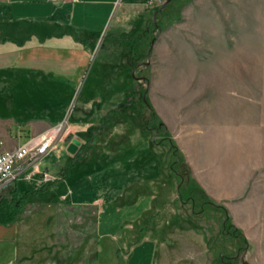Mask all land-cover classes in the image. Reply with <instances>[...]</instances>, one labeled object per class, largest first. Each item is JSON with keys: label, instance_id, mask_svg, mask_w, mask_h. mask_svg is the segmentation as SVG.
<instances>
[{"label": "rangeland", "instance_id": "obj_1", "mask_svg": "<svg viewBox=\"0 0 264 264\" xmlns=\"http://www.w3.org/2000/svg\"><path fill=\"white\" fill-rule=\"evenodd\" d=\"M146 4L152 18L163 9L138 27L148 42H117L104 30L88 54L74 50L73 59L43 62L38 84L26 83L23 92L0 87V114L8 111L23 123L39 113L63 120L50 128L52 134L64 127L54 152L40 161L43 169L62 176L78 134L93 152L85 169L107 172H101L107 181L97 176L99 185L73 194L68 184L54 188L60 178L11 182L0 198L15 184L34 191L49 185L29 196L17 220L0 225V232L52 206L61 212L52 219L55 228L32 231L25 240L37 244L35 255L46 263L129 264L130 247L147 234L157 239L152 264H264V0ZM109 77H116L110 85ZM94 96L100 108L89 112L86 131L74 133L69 124L84 123L80 106ZM13 132L20 135L16 127ZM195 139L211 144L217 159L211 154L205 165L227 185H214L211 173L204 178L209 186L194 176L181 145L195 158ZM224 152L229 158L216 165ZM121 163L123 171H116ZM63 192L69 199L61 205ZM73 199L88 204L74 205L70 214ZM94 199H102L103 213L91 205ZM24 235L0 238V264H21Z\"/></svg>", "mask_w": 264, "mask_h": 264}, {"label": "crops", "instance_id": "obj_2", "mask_svg": "<svg viewBox=\"0 0 264 264\" xmlns=\"http://www.w3.org/2000/svg\"><path fill=\"white\" fill-rule=\"evenodd\" d=\"M161 10V14H163V9L161 8ZM152 16H154L152 9L147 7L146 0H0V87L12 86V91H17L18 89L23 92L26 83H31L32 85L38 84L41 78V64L43 62H57L58 58H60L59 60L63 59V57L67 59L69 56L73 59L72 52L74 50L80 51L81 54L84 52L88 54L91 45L98 42L97 39L102 35L104 30L112 32L117 37L116 39L119 40L117 42L126 41L130 43L131 41H135L136 43H146L149 41L148 36L143 35L138 27H146L149 21L155 19ZM127 26L131 28H127ZM124 38L129 39L126 40ZM59 50L65 51V53L58 55ZM121 51L123 52L124 50ZM115 80L116 77H109V85ZM70 90L72 92V89ZM103 90L113 89L106 87ZM9 96L11 97V95ZM98 101L99 99L94 96L83 102L84 105L80 106L81 114L79 120H82L84 123L76 127L69 124L71 131L74 133L86 131L90 125L88 124L90 123L88 114L93 111L94 107L100 108ZM6 105L9 109L11 104L9 102V105L8 103ZM41 115V113L34 115L33 118L23 123L14 119L15 116L9 114L8 111L0 114V131H3L6 136L4 138L0 135V148L15 149L30 140L39 142L43 136L51 132L50 128L53 125L60 124L63 121L58 119L59 115L53 118L49 116L42 117ZM15 127L20 135L13 136L15 134L13 132ZM74 137L81 142V145L74 155L67 157V165L72 163L73 166L65 174L64 170L62 176L53 175L56 178L54 181H58L60 178V181L57 182L54 188L59 191L61 187L68 184L66 185V189L69 188L71 194L75 192L73 188L79 190L86 189L85 187L92 186L96 182L99 185L100 180L96 178L97 176L107 181L104 178L107 172H104L99 166L94 165V169L89 171L85 169V166L82 164L90 160L93 152L89 151L78 134H74ZM208 146L210 148L211 144L208 142L203 144L198 139H195V158H193L186 147L181 145V148H183V151L190 160L194 176L202 185L209 186L213 184V182L204 181L205 176H210V173L213 175V180H215L214 185H224L225 182L222 183V181L220 182L221 179H218L221 177L218 171H212L211 167L208 168L205 165L210 160L211 154H213L212 156H216L215 159H217V155L209 150ZM55 148L44 157L52 154ZM225 152L221 153V157L218 155L219 159L216 161V165L220 163L224 164L227 161L229 157L226 154L227 152ZM73 157L76 159L72 160ZM114 169L116 171H123V163L114 165ZM132 170L133 168L131 169V174ZM66 193L63 192L59 196V204L64 205L61 200L67 198V196L69 199V195ZM84 200L73 199L70 201V207L66 206V209H71V207L77 204H88ZM93 204L99 207V210H97L98 214L100 212L103 213L104 203L102 199H94L91 205ZM70 211L68 213L73 214L72 209ZM59 214L61 212L58 208L55 209L52 206L45 207L33 218H28L26 223H15L12 229L3 227V231L1 230L3 235L0 232V238L8 235L9 238L14 236L12 238L15 239L23 231L25 234L24 241L19 246V252L22 256L21 264H55V262L52 263V260L46 263L41 257H36L37 244L28 246L25 240L32 231L34 236L37 234L42 235L44 231L50 234L48 232L52 228H55L54 225H56V223L52 224V219L57 220ZM99 236H102V234L99 233ZM97 242L99 244V238ZM156 244L157 239H153L147 234L143 235L140 241L130 247L131 253L127 255L129 264H152ZM101 249L99 246L97 256H99ZM116 251L119 252V248Z\"/></svg>", "mask_w": 264, "mask_h": 264}, {"label": "built area", "instance_id": "obj_3", "mask_svg": "<svg viewBox=\"0 0 264 264\" xmlns=\"http://www.w3.org/2000/svg\"><path fill=\"white\" fill-rule=\"evenodd\" d=\"M63 128L58 126L39 142L30 140L15 149L0 148V189L16 181H54L56 178L41 167L40 161L55 147L57 132Z\"/></svg>", "mask_w": 264, "mask_h": 264}, {"label": "trees", "instance_id": "obj_4", "mask_svg": "<svg viewBox=\"0 0 264 264\" xmlns=\"http://www.w3.org/2000/svg\"><path fill=\"white\" fill-rule=\"evenodd\" d=\"M170 140L172 141L171 145L173 149H175L174 147H176V145L174 141L172 140V138H170ZM72 165L73 164L67 165V167L65 168L64 174L72 167ZM49 184H44L39 190H35V191L34 190H24L20 186L15 184L14 187L10 189L9 195H6L0 198V224L6 225V224H10L14 222L15 220H17V218L19 217V215L21 214L23 210V207L27 201V198L29 196H36L40 193V191L46 190ZM225 212L227 216H226V222L224 224V227L226 228L227 227L226 224L230 220V217L228 216L227 210ZM237 234L242 235L241 232Z\"/></svg>", "mask_w": 264, "mask_h": 264}, {"label": "water", "instance_id": "obj_5", "mask_svg": "<svg viewBox=\"0 0 264 264\" xmlns=\"http://www.w3.org/2000/svg\"><path fill=\"white\" fill-rule=\"evenodd\" d=\"M80 145H81V142L75 138L70 142L68 146V151L72 154H75L78 151V148Z\"/></svg>", "mask_w": 264, "mask_h": 264}]
</instances>
